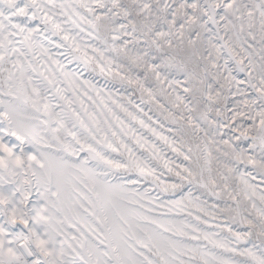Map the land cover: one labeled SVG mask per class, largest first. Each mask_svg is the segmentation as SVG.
Wrapping results in <instances>:
<instances>
[{"label":"snow or ice","instance_id":"1","mask_svg":"<svg viewBox=\"0 0 264 264\" xmlns=\"http://www.w3.org/2000/svg\"><path fill=\"white\" fill-rule=\"evenodd\" d=\"M0 264H264V0H0Z\"/></svg>","mask_w":264,"mask_h":264},{"label":"rangeland","instance_id":"2","mask_svg":"<svg viewBox=\"0 0 264 264\" xmlns=\"http://www.w3.org/2000/svg\"><path fill=\"white\" fill-rule=\"evenodd\" d=\"M69 67H70V68H75L76 65H75V64H72V65H69ZM84 76H87V73H84ZM96 80H97V81H100V83H103L102 78L99 77V76L96 77Z\"/></svg>","mask_w":264,"mask_h":264}]
</instances>
